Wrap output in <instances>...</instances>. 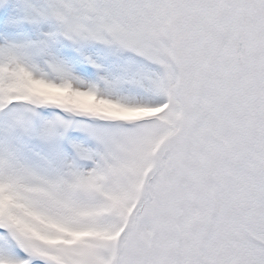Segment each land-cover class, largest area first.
<instances>
[{"label": "snow or ice", "instance_id": "obj_1", "mask_svg": "<svg viewBox=\"0 0 264 264\" xmlns=\"http://www.w3.org/2000/svg\"><path fill=\"white\" fill-rule=\"evenodd\" d=\"M0 264H264V0H0Z\"/></svg>", "mask_w": 264, "mask_h": 264}]
</instances>
